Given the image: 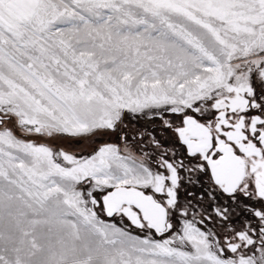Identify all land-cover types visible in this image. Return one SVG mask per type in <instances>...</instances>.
<instances>
[{
  "label": "snow or ice",
  "instance_id": "snow-or-ice-1",
  "mask_svg": "<svg viewBox=\"0 0 264 264\" xmlns=\"http://www.w3.org/2000/svg\"><path fill=\"white\" fill-rule=\"evenodd\" d=\"M0 264H264V0H0Z\"/></svg>",
  "mask_w": 264,
  "mask_h": 264
}]
</instances>
